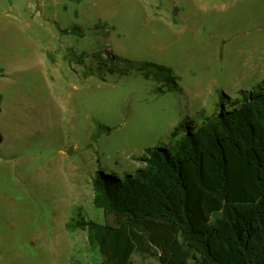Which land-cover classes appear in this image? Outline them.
Segmentation results:
<instances>
[{
	"label": "rangeland",
	"instance_id": "1",
	"mask_svg": "<svg viewBox=\"0 0 264 264\" xmlns=\"http://www.w3.org/2000/svg\"><path fill=\"white\" fill-rule=\"evenodd\" d=\"M98 53L171 67L178 89L90 75ZM262 79L264 0H0V264H100L65 230L74 207L95 213L93 178ZM95 121L110 130L93 141Z\"/></svg>",
	"mask_w": 264,
	"mask_h": 264
},
{
	"label": "trees",
	"instance_id": "2",
	"mask_svg": "<svg viewBox=\"0 0 264 264\" xmlns=\"http://www.w3.org/2000/svg\"><path fill=\"white\" fill-rule=\"evenodd\" d=\"M95 63L87 72L99 78L137 72L159 93L178 89L165 65L102 53ZM213 111L179 123L135 171L97 174L95 213L74 207L66 232L83 231L100 264H132L134 255L158 264H264V79ZM94 123L93 141L110 130Z\"/></svg>",
	"mask_w": 264,
	"mask_h": 264
}]
</instances>
